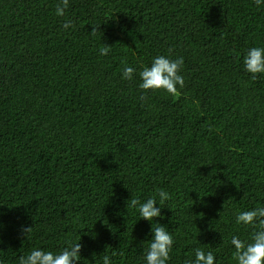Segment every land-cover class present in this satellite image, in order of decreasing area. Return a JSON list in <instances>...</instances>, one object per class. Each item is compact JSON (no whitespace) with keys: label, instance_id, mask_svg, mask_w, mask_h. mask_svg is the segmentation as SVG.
I'll return each instance as SVG.
<instances>
[{"label":"trees","instance_id":"16d2710c","mask_svg":"<svg viewBox=\"0 0 264 264\" xmlns=\"http://www.w3.org/2000/svg\"><path fill=\"white\" fill-rule=\"evenodd\" d=\"M57 3L0 0L2 264L69 242L77 264H142L150 225L126 201L157 189L171 194L157 218L174 237L169 264L196 247L234 264L232 236L253 231L236 214L264 206V76L243 69L264 46V5L70 0L58 17ZM157 55L184 58L176 97L138 87Z\"/></svg>","mask_w":264,"mask_h":264},{"label":"clouds","instance_id":"9594fccd","mask_svg":"<svg viewBox=\"0 0 264 264\" xmlns=\"http://www.w3.org/2000/svg\"><path fill=\"white\" fill-rule=\"evenodd\" d=\"M256 6L264 5V0H254ZM70 7V0H58L55 14L58 17L65 16L66 10ZM71 22L63 24L65 30L72 28ZM111 50L110 46L104 45L99 53L105 56ZM184 58H170L167 55H157L152 58L150 65H145L138 76L140 83L138 87L142 93L148 91L163 90L166 94L176 97L185 86L184 77L181 71ZM243 69L251 74L252 79L264 76V46L250 47L243 56ZM136 69L125 66L121 78L126 81H133L136 77ZM171 199V194L164 189H157L155 195L141 201L139 198H130L126 201V208L134 209L140 220L147 221L150 225V241L143 251L142 264H169L170 253L173 251L174 237L163 224L157 221L162 220V207ZM236 223L245 228H252L248 240H241L238 236H232L231 245L234 248L232 261L234 264H264V206L255 207L251 210L241 211L236 214ZM156 226H153V225ZM32 227H22L21 233L28 236ZM82 244L69 242L65 247L57 251L33 248L27 255L18 258V264H77L81 257ZM194 257L189 258L186 264H215L216 257L213 252H205L202 248L196 247L193 250ZM2 264V261H0ZM101 264H112L111 257H102Z\"/></svg>","mask_w":264,"mask_h":264}]
</instances>
